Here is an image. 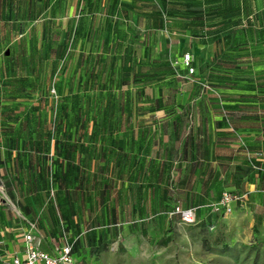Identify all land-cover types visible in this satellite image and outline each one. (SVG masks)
<instances>
[{"label": "rangeland", "instance_id": "374dc122", "mask_svg": "<svg viewBox=\"0 0 264 264\" xmlns=\"http://www.w3.org/2000/svg\"><path fill=\"white\" fill-rule=\"evenodd\" d=\"M185 53L188 78L173 65ZM124 133L160 180L163 213L152 221L146 203L89 250L90 216L115 200L103 160ZM223 192L241 200L228 214L165 219ZM74 208L88 235L77 264H264V0H0V264L23 216L44 250L68 230L75 242Z\"/></svg>", "mask_w": 264, "mask_h": 264}, {"label": "crops", "instance_id": "0c3cea01", "mask_svg": "<svg viewBox=\"0 0 264 264\" xmlns=\"http://www.w3.org/2000/svg\"><path fill=\"white\" fill-rule=\"evenodd\" d=\"M115 138V137H114ZM171 138V137H170ZM185 142H186V136ZM120 139H122L120 148L115 146H112L109 150L111 151V155L106 154L105 159L103 160V164H105L106 168H108L109 173H111V179L113 181V184L110 183V189L112 188L111 194L114 196L115 200L114 203H112L110 206H100L99 207V215L100 219L97 218L96 213L92 214L90 216V223H88V235L90 239L92 240L89 250H94L100 247V244L103 243V239L105 237L104 232L114 230L118 236H124L125 233H127L130 230V224L126 223L125 221V214L132 215V221L131 223H135L140 219V217L144 216V208L146 206V203H148L151 206L152 213L150 214V219L153 221H157L159 218L161 219V214L163 211L160 210V207L163 203L164 196H162V189L159 187L160 180L157 176H155V173L152 169V165L150 168L145 167V156L143 152V146L136 144V146L133 148L134 157L131 156V151L128 148V134L124 133L120 135ZM134 141L139 143V140L134 137ZM131 142V140H130ZM171 145L169 146V152L166 157L168 161V173L169 175H172V138L169 140ZM140 143H143V140L140 141ZM142 146V147H141ZM156 144H152L153 150H158L156 148ZM86 153L83 152H76L77 158L80 159L81 165L78 167L79 171L85 170V168L82 166L85 164V160L87 159ZM133 156V155H132ZM109 157H111L109 159ZM182 160L181 162H187V159L190 160V157L186 153V147L183 148L182 153ZM109 159V162H108ZM197 160H201V157L196 158ZM133 160V161H132ZM150 161V159H148ZM164 160V159H163ZM132 161V162H131ZM160 162L159 159H155V157L152 159L153 164ZM69 163V161H66ZM100 163H98L97 160H92V171L95 169V166L97 167L96 170H98V166ZM157 167V166H156ZM65 172V170H64ZM66 174V173H64ZM152 174V176H150ZM72 181H76V185L72 190H75V188H80V180L77 174L73 175ZM74 183V182H73ZM68 190V189H66ZM70 191V190H69ZM124 198V202H122L121 199ZM213 204L212 202H209L208 204H197L188 206L185 208L190 207H203V206H209ZM80 203H74V206L77 207ZM125 205L129 206V209L127 210ZM177 205V204H176ZM175 206V205H173ZM76 209L74 208V217H73V223L75 224V228L73 229L75 232L72 233L75 242L73 241L72 249H73V257L75 258V264H77V253L80 251V249L84 246L82 242V238H86L88 235L84 234L87 231L77 229L79 226L81 227V220L76 218ZM171 210V209H170ZM169 212L166 213V215ZM27 219L26 217H22L23 223L24 219ZM64 221L59 219L60 223H66L68 219L64 217ZM110 219V221H108ZM168 223L172 220V218H165ZM28 220V219H27ZM30 221V220H28ZM95 221H101L100 224L95 223ZM33 222V221H30ZM71 222V220L69 221ZM36 225V222H33ZM64 227V226H63ZM132 229V228H131ZM26 230V224L24 223L21 227V235L18 237V240L15 242H7L6 247L4 248V251L7 253L8 257L7 261H9L12 257L17 256L21 257L23 255V240L22 236L23 233ZM37 230V228H36ZM40 230H37L38 237H42L40 235ZM63 235H67V238H70V230L66 232H62ZM42 244V240H41ZM87 242L85 247L87 246ZM40 245V249L47 253H52L54 251V246L50 245V247L47 250L43 249V246Z\"/></svg>", "mask_w": 264, "mask_h": 264}, {"label": "built area", "instance_id": "2783aa9c", "mask_svg": "<svg viewBox=\"0 0 264 264\" xmlns=\"http://www.w3.org/2000/svg\"><path fill=\"white\" fill-rule=\"evenodd\" d=\"M173 65L181 66L185 71V76L191 77L194 74L192 66V56L189 53L182 55L180 62L175 60ZM256 156H261L257 153ZM241 201L239 197L228 192H223L220 199L209 205L211 212L225 213L231 212V204ZM200 207L182 208L175 205L167 214L168 218H178L183 224H193L197 221V212ZM24 219L26 230L23 233V255L21 257L14 256L5 264H75L72 255V244L68 238L63 235L59 244L54 246V251L50 254L40 249L41 239L38 237L36 225L33 222Z\"/></svg>", "mask_w": 264, "mask_h": 264}, {"label": "trees", "instance_id": "16d2710c", "mask_svg": "<svg viewBox=\"0 0 264 264\" xmlns=\"http://www.w3.org/2000/svg\"><path fill=\"white\" fill-rule=\"evenodd\" d=\"M253 168H255V167H253ZM257 169H260L259 167H256ZM222 194V193H221ZM221 196V195H220ZM236 196V195H235ZM220 199V198H219ZM237 203H234V205H236ZM205 207H208V206H203V207H201L199 210H198V212H197V219H198V217L200 216V214L202 213V208H205ZM210 211V210H209ZM72 255H73V249H72ZM74 256V255H73Z\"/></svg>", "mask_w": 264, "mask_h": 264}]
</instances>
